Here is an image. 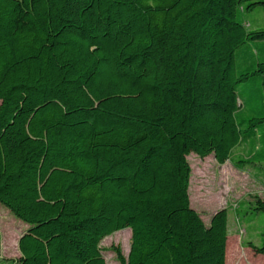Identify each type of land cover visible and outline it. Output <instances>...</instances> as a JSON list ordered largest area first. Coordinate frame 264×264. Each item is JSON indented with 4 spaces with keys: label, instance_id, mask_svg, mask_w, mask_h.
I'll list each match as a JSON object with an SVG mask.
<instances>
[{
    "label": "trees",
    "instance_id": "obj_1",
    "mask_svg": "<svg viewBox=\"0 0 264 264\" xmlns=\"http://www.w3.org/2000/svg\"><path fill=\"white\" fill-rule=\"evenodd\" d=\"M257 7L0 0V205L28 227L16 264H106L100 242L125 229L118 264H225L227 210L206 225L191 208L187 157L224 165L264 123L240 118L237 92L256 86L264 107V29L240 19ZM248 246L264 255V235Z\"/></svg>",
    "mask_w": 264,
    "mask_h": 264
},
{
    "label": "rangeland",
    "instance_id": "obj_2",
    "mask_svg": "<svg viewBox=\"0 0 264 264\" xmlns=\"http://www.w3.org/2000/svg\"><path fill=\"white\" fill-rule=\"evenodd\" d=\"M240 19L252 30L264 29V11L261 8L242 12ZM257 91L256 86H238L237 92L245 102L240 118L264 115ZM246 141L234 148L229 160L221 166L212 155L205 159L195 154L187 157L191 169L188 189L191 208L200 214L206 225L215 212L227 210L225 264H264V255H255L248 246L252 243L260 247L264 235V212L252 210L254 197L264 199V123L257 128L255 143ZM250 157L257 162L255 165L243 167L235 163L237 159ZM27 228L0 205V264H16L18 240ZM130 245L131 233L125 229L103 239L99 247L106 264H118L112 249L120 248L123 256L127 257Z\"/></svg>",
    "mask_w": 264,
    "mask_h": 264
}]
</instances>
